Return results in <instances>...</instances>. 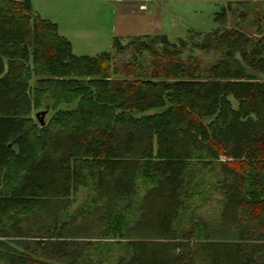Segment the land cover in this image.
I'll return each instance as SVG.
<instances>
[{
    "label": "trees",
    "instance_id": "trees-1",
    "mask_svg": "<svg viewBox=\"0 0 264 264\" xmlns=\"http://www.w3.org/2000/svg\"><path fill=\"white\" fill-rule=\"evenodd\" d=\"M226 15L77 55L0 0V264H264V34Z\"/></svg>",
    "mask_w": 264,
    "mask_h": 264
},
{
    "label": "rangeland",
    "instance_id": "rangeland-1",
    "mask_svg": "<svg viewBox=\"0 0 264 264\" xmlns=\"http://www.w3.org/2000/svg\"><path fill=\"white\" fill-rule=\"evenodd\" d=\"M31 1L33 10L40 17L57 24L59 33L71 41L72 51L77 55H96L109 50L112 37L115 35L127 37L123 33L129 31L125 26L130 25L131 31H139L140 28L155 31L153 33L166 34L170 41L176 42L178 38L185 37L188 30L209 31L217 27L215 16L223 7L226 8L225 23L228 27L239 26L244 32L255 37L264 34V0L251 1L250 4L244 3L240 6L232 0H159L157 2L150 0L147 1L148 3L144 2L145 8L140 9L145 10L149 4H157V7L163 11H160L158 20L151 30L146 20L132 24L131 18L117 19L115 27L112 0ZM41 110L46 111L43 117L45 123L50 120L53 113L47 107L34 106L31 117L38 125L41 124L36 113ZM86 195V188L80 187L70 210L81 204ZM95 261L97 262V258Z\"/></svg>",
    "mask_w": 264,
    "mask_h": 264
},
{
    "label": "crops",
    "instance_id": "crops-1",
    "mask_svg": "<svg viewBox=\"0 0 264 264\" xmlns=\"http://www.w3.org/2000/svg\"><path fill=\"white\" fill-rule=\"evenodd\" d=\"M112 1H114L112 13L114 14L113 20H115L116 22V24H114L115 27L117 26V19L129 20L131 18L133 19L132 24L135 22L138 24V23H141L142 20H146L148 23V27H151L150 28L151 30L152 28H154L155 22H157L158 16L160 15V11H161L157 7V4H149L145 10L140 9L139 6L141 4H144V2L148 3L147 1H150V0H112ZM155 1L157 2L159 0H155ZM130 26H125V27H128L127 29L129 30L127 33H123V34H126V36H132V34H136V33H138L136 35L154 34L153 32H155V31H149V30L147 31L145 29L141 30V28H140L141 31L140 30L131 31ZM125 27L123 29H125ZM117 36H120V35H117Z\"/></svg>",
    "mask_w": 264,
    "mask_h": 264
},
{
    "label": "water",
    "instance_id": "water-1",
    "mask_svg": "<svg viewBox=\"0 0 264 264\" xmlns=\"http://www.w3.org/2000/svg\"><path fill=\"white\" fill-rule=\"evenodd\" d=\"M45 113H46L45 110H41V111H39V112L36 113V117L38 118V120H39V122H40L41 125H44L45 124L44 119H43Z\"/></svg>",
    "mask_w": 264,
    "mask_h": 264
},
{
    "label": "built area",
    "instance_id": "built-area-1",
    "mask_svg": "<svg viewBox=\"0 0 264 264\" xmlns=\"http://www.w3.org/2000/svg\"><path fill=\"white\" fill-rule=\"evenodd\" d=\"M139 7L140 8H145V5L144 4H141Z\"/></svg>",
    "mask_w": 264,
    "mask_h": 264
}]
</instances>
